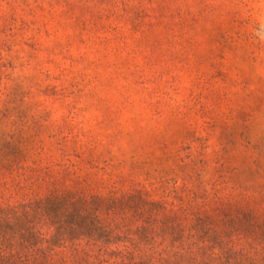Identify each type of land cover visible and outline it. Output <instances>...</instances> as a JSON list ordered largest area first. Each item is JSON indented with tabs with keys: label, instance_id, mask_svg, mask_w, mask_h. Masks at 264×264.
I'll use <instances>...</instances> for the list:
<instances>
[{
	"label": "rangeland",
	"instance_id": "obj_1",
	"mask_svg": "<svg viewBox=\"0 0 264 264\" xmlns=\"http://www.w3.org/2000/svg\"><path fill=\"white\" fill-rule=\"evenodd\" d=\"M9 137L39 196L197 190L264 209V0H0Z\"/></svg>",
	"mask_w": 264,
	"mask_h": 264
},
{
	"label": "trees",
	"instance_id": "obj_2",
	"mask_svg": "<svg viewBox=\"0 0 264 264\" xmlns=\"http://www.w3.org/2000/svg\"><path fill=\"white\" fill-rule=\"evenodd\" d=\"M24 150L0 138V172L11 177L0 182V264H264V209L197 190L39 196L27 192L43 178Z\"/></svg>",
	"mask_w": 264,
	"mask_h": 264
}]
</instances>
